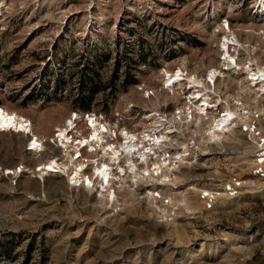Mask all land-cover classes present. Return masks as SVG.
<instances>
[{
  "label": "rangeland",
  "instance_id": "1",
  "mask_svg": "<svg viewBox=\"0 0 264 264\" xmlns=\"http://www.w3.org/2000/svg\"><path fill=\"white\" fill-rule=\"evenodd\" d=\"M255 1L0 0V110L29 120L45 149L29 153L23 135L0 134V164L21 170L0 177V264H264V184L249 178L237 197L203 209L197 188L217 182L231 165L241 168L236 149L245 146L238 135L215 128L205 81L192 92L182 90L185 81L197 82L220 65L224 34L223 44L240 47L239 61L249 55L264 68V15L255 13ZM224 57L228 65L236 61L227 52ZM228 65L214 71L221 77L217 89L238 103L248 94L263 109L251 95L259 84L222 71ZM200 93L204 116L175 121L172 114L188 103L187 94ZM81 98L87 109L78 108ZM86 111L116 133L142 131L147 123L152 130L156 120L146 115L152 111L171 118L176 132L169 159L157 156L163 161L158 171L156 157L145 164L150 176L161 172V181L170 171L164 183L172 196L170 220L159 221L157 208L133 190L142 164L133 170L126 158L124 167L114 156L122 183L114 201L96 197L91 187H74L84 182L73 177L71 158L48 168L57 166L62 176L39 169L50 154L59 156L51 143L55 128L72 112ZM76 129L85 134L83 121ZM167 130L153 129L157 141L167 140ZM222 138L226 145L205 146ZM200 149L206 154L197 158ZM93 178L88 185L98 191L110 183Z\"/></svg>",
  "mask_w": 264,
  "mask_h": 264
},
{
  "label": "bare ground",
  "instance_id": "2",
  "mask_svg": "<svg viewBox=\"0 0 264 264\" xmlns=\"http://www.w3.org/2000/svg\"><path fill=\"white\" fill-rule=\"evenodd\" d=\"M263 1L264 0H258L259 5H260L261 15L262 14L264 15V6L261 4ZM225 22H226L225 28L228 29V27H229L228 22L227 21H225ZM224 35L222 36V40L218 44V47H219L218 50L221 49V51H220V53H221L220 65L218 67H211L208 70L209 72L207 71L205 73V75L203 77H201L202 79L195 77V76H190L191 81H192V77H195L197 79V82L194 81L190 84L189 80L185 81L186 83H184V85H183L184 88L182 86L183 91L189 93V92L194 91L195 88H201L199 86L200 81H205V83L209 86V90H211L208 92V96H209L208 99L210 98L209 94L211 92L217 93V92L221 91V90L217 89V83H216V80L218 78H221V77L217 78V76H214V71L216 74L217 73L216 71L220 70L221 67L228 65L227 61H230V60L229 59L227 60L224 57V53L227 52L229 54H232L229 52L230 46H231L232 50H234L236 48L237 49L240 48L237 44H235L231 40L229 41V43H227V45L223 44V42H226V38H224ZM230 38H231V36H230ZM241 49H243V48H241ZM232 55L234 56V54H232ZM234 59L239 60V57L234 56ZM245 59H248L249 61L252 60L251 62H253L257 68V64H256V61L254 59H252L248 55L245 57ZM230 64L231 65H228L229 67H227V70L222 69V71L228 72V69L231 68L232 66H234V68H233V71H234L233 73L235 74L234 76H236L237 73L239 72V73H243L242 75H244V77H246V75L244 74V71H245V69H247V66H245L244 63L239 64V61L236 62L234 60V63H230ZM257 71L259 73H256ZM257 71L253 72V75H255V76L252 77V79L255 78V80H252V81L248 80V83L251 85L252 82H257V84H259V86H260V89L263 90L264 89V81H261V80L264 79V76H261V78H258L257 75L258 74L264 75L263 74L264 68L258 67ZM229 75H231V73H229ZM259 81H261V82H259ZM182 82H184V81H182ZM253 87H256L257 89H259V87H257V86H253ZM213 90L215 92H213ZM226 91L228 92L227 89H226ZM222 92H223V90H222ZM202 93L196 94V95L187 94V96L191 97L190 100L196 102L197 107H196V109H194L193 106L191 105V103L189 102L190 100L187 101L188 103L183 108L176 111V112H178L177 116L175 115V112L172 114V117H174V120L177 121L178 123L193 121L194 116H195V112L200 113L204 116V114H205L204 110H206V105H205L206 100H204L205 99L203 96L204 94H202ZM231 95H232V93H230V94L228 93L224 96L225 98L222 99V101L225 104H227L226 106L224 105V109H223L225 111V114H227V115L228 114L240 115V113H241L240 109L243 108L244 104L249 105L255 109H260V108H257L251 100L248 99L249 95H248V98H245V99H243L240 96L239 97L240 103L236 102L232 98L233 95L232 96ZM208 99H207V101H208ZM199 100L202 101L201 104L204 105V107H201L198 105L197 102ZM227 100L231 101L232 103L234 102L231 107H229ZM208 102L211 104L210 101H208ZM241 102L243 105H241ZM211 105H215V104H211ZM199 108H204V109L199 110ZM185 109H186V111H185ZM208 109L209 110L212 109V111H213V109H215V106L209 107ZM260 110H263V109L261 108ZM189 111L191 113L189 116L190 118H188V116L186 114V112H189ZM179 112H181L182 115H180ZM146 115H151L152 118L156 120V126L154 128H157L158 131H160V132L164 131L165 127H167L169 130H171V132L169 130H167V132L165 133L166 135H169V137H168L169 140L167 138V140L164 139V141H157L158 136H156L153 133L154 128H152V130L149 129V127H150L149 123H147V125H149V126H146V129H144L142 131L131 132V131H128L127 129L120 128V129H117L118 132L116 133L114 131L115 129H112L109 124L100 123L95 117L87 118V121L89 124L87 125V123H85L86 133L84 135H80V133L76 129H73V131H71L72 130L71 128H74L73 123L71 121V118L74 117L75 115H72V116L69 115L67 117V120L65 121V123H63L61 127L57 126L55 129V130H57V142L58 143H56L54 145L55 147H53V148L57 149V151L59 152V156H55V155L50 154V156L47 159L43 160L40 165L38 164L40 166L39 169L44 170V172H50V173L55 172V173L60 174L61 169L58 168L57 166L54 168L52 167L53 170H50L48 168L51 166H54L55 163H56V165L59 164L60 166H62V163H65V161L67 159L69 160L71 158V161L75 162L74 163L75 166L73 169L74 170L73 177L75 179H80L81 181L84 182V183L81 182V184H77L74 187H80V188L91 187L93 192L95 193L96 197H104L108 201H114V200H116L115 189H121L122 188V183L118 180V176L121 172L120 171L121 168H119L118 166L115 165L116 164L115 158L117 157L119 159V163L124 165V167L127 166L126 163H124V160L126 158V160H128V162H130V164H131L130 169L136 170V163H137V166H141V164L143 165L142 166V172L143 173H140V170H139L138 175H137V179L139 180V183L134 187L133 190H137L138 185L140 184L141 181H143L145 183H149L147 185H151L152 188L154 186H157V187L161 186L159 189L162 190V192H165L168 195V197L170 199H172V196L168 193V191H166L167 187H164V186H169V185H164V183L169 182L170 171L167 173V180L161 181V179H162L161 178V172H158V174H157L153 170L158 171L159 169H161L160 167H161V163L163 161L161 160V158L157 157L158 155L160 156V153H162V154L165 153V158L169 159L173 150L171 149V146H169L168 143L170 141L171 136L175 135L176 130L171 127V126H173L172 124L169 125L170 124L169 121L171 118L167 117L166 114H164V115L157 114L156 112L152 111ZM5 116H8L7 118H9L7 123L5 121V118H6ZM144 116H145V114H144ZM1 118H2L3 122H1V120H0V128H6L7 126H11L12 128H14V130L17 131L16 134L19 133L18 131H21L24 133L30 131L31 134L34 135L31 144H32V146H34L35 151L45 152V149H44V146L42 145L41 140L39 138H37V136H35V134H33L29 120H27L26 118H24L22 116H17L16 114L7 115L2 110H0V119ZM203 118H206V116ZM204 120H206V119H204ZM22 121H25V122L27 121L28 126H24L25 124H27V122L25 124H23ZM214 123L217 124V126H215V128L217 130L221 129L222 131L226 132V134L231 135L230 132H227V130H229L227 127L223 128L225 130L222 129V125L226 124L225 123V117H218V114H216V118H215ZM2 124H4V125H2ZM0 130H2V129H0ZM4 130H7V128ZM121 130H123V131H121ZM67 131L75 132L77 134L78 138H76V137L69 138L67 136V134H68ZM19 134L23 135L22 133H19ZM113 134H114L115 138L113 137ZM146 134H150V135L146 137L145 136ZM153 134H154V136H153ZM211 138L214 139V138H218V137L216 134L213 133ZM48 147H49V145H48ZM50 148H51V146H50ZM196 149H198V147H196ZM114 151L115 152L117 151V152L114 153ZM114 156H116V157H114ZM155 157H156V159L153 162V170H152L153 174H151L152 176H150V174L146 173L148 168L146 167L147 165H145V164H147V161L148 162L151 161V158H155ZM133 158L135 160V163L133 162ZM3 167H6V166H3ZM116 167H118V169H116ZM6 169H7V171H6L7 175H10V174L15 175V173H16L15 167L12 169H9L6 167ZM18 171H20V170L18 169ZM87 172H89L90 175ZM124 174H125V172H124ZM36 175H38V173H36ZM32 176L35 177V174H32ZM120 176H122V175H120ZM64 177H66V176H64ZM91 177H94L96 180L99 179L100 182H102V185L108 184V181H110V183L108 184V186L105 185L106 188L104 190L98 191L97 187H93L92 185H88L92 181ZM94 178H93V180H94ZM157 178H159V180ZM40 181L42 182V179H40ZM103 183H105V184H103ZM151 187H146L147 191L144 193L143 197L145 198V200L147 202H150L155 208L161 210V212H164V208L161 209V207H159V205L156 204L157 201L154 198H151L153 191L156 190V188L152 189ZM108 203L110 205L113 204L111 202H108Z\"/></svg>",
  "mask_w": 264,
  "mask_h": 264
},
{
  "label": "built area",
  "instance_id": "3",
  "mask_svg": "<svg viewBox=\"0 0 264 264\" xmlns=\"http://www.w3.org/2000/svg\"><path fill=\"white\" fill-rule=\"evenodd\" d=\"M261 4L264 6V1ZM254 6H255V13L261 14L260 5H259L258 0L255 1ZM229 49H230L229 52L234 54V56L240 55L237 51L238 50L237 48L232 50L230 46ZM220 51L221 49H219V52ZM236 61L238 62L239 60H236ZM251 61H249L248 59H243L242 61H239V64L244 63L245 66H247V69H245L244 74L246 75V79H248L249 81L255 80V78L252 79V77L255 76L253 75V72L257 71L255 64ZM233 68L234 66L228 69V72L231 73V76L235 75L233 73L234 72ZM256 73H259V72L257 71ZM257 76L258 78H261V76H264V75L258 74ZM261 81H264V79H262ZM256 89L257 88L254 87L255 93H251V95L255 94L256 97H258L259 103L263 104V109H264V90H261V89L256 90ZM209 95H210V98L208 99V101H210L211 104H215L213 105L215 106V109H213V111L215 112V115L218 114V117H225L226 124L222 125V129L224 127H227L229 129L227 130V132L231 133L230 136L238 135L241 139L242 144L245 146V149L243 148L236 149V152L239 153L238 158H241V157L244 158L241 161V168L231 165L230 167L232 168H230V172L225 174L217 182L207 181L206 185L203 184L199 188H197V198L201 202L203 209H206V210L211 209L219 199H223V198L230 199V198L237 197L241 193L242 188L246 186V183L244 182L249 180V178L251 180L264 184V110L255 109L249 105L244 104L243 108L240 109L241 111L240 115H237V114L227 115L225 114V111L223 110L224 105L226 106L227 104H225L222 101V99L225 98L224 97L225 95L223 94L222 90L217 93L211 92ZM245 95L248 96V94L242 93L243 99H245L246 97ZM201 102L202 101L199 100L197 103L199 106L204 107V105H202ZM227 102H228L229 107H231L234 103V102L232 103L229 100H227ZM179 113L180 115H182L181 112ZM157 114H161V113H157ZM175 114L178 115V112H175ZM186 114L188 118H190L189 117L191 114L190 111L186 112ZM70 115L71 116L75 115L74 117L71 118V121L74 126V128H71L72 129L71 131H73V129H76V123L81 122V121H83L84 128H85L86 127L85 123H87V125L89 124L87 121V118L95 117L100 123H102L101 118L95 115L94 112H88V111L82 112V113L72 112ZM5 117H6L5 121L7 123L9 118H7L8 116H5ZM0 120L1 122H3L2 118ZM26 122L22 121L23 124H25ZM24 126H28V122ZM6 128L7 130H4ZM6 128H0L2 129L0 130V134H3V133L16 134L17 132L11 126H7ZM18 132L22 133L23 136L25 137L24 150L29 153H35V154L38 153V151H35L34 146H32L31 144L34 135H32L30 131L25 132V133L21 131H18ZM67 132H68L67 136L69 138H74V137L78 138L75 132H69V131ZM85 133H86V130H85ZM80 135L82 134L80 133ZM113 137L115 138L114 134H113ZM226 141L227 140H225V138H222L221 141H218V142H215V141L208 142L205 144V146H207V148L210 150H214V149L219 148L220 146L226 145L228 143ZM51 143L53 144V147H55L54 145L58 143L57 142V130H54L52 134ZM241 152L242 154H240ZM196 153H197L196 157L198 158L202 156L205 152L202 150L201 151L197 150ZM19 168L20 167H18L17 170L15 169L16 173H19L21 171ZM18 169L20 171H18ZM6 171H7L6 167H3L2 165H0V177L5 175V176H9L12 178L13 176L16 175V173L15 175H11V174L7 175ZM52 173H55V172H52ZM245 175L247 176L246 178H245ZM142 182L143 181H141L140 183ZM143 183L144 184H139L136 190L137 194H140L141 198H144L143 195L147 191L146 187H151V185H147L149 183H145V182ZM152 189H154V187ZM164 194L165 195H163L162 191L158 187H156V190L153 191L152 196H151V198H154L157 201L156 203L159 205V207H161V209L164 208V212H161V210L159 209H157L156 211V213H158L157 217L159 221L170 220L171 214H172V211H171V208H173L172 199H170L166 193Z\"/></svg>",
  "mask_w": 264,
  "mask_h": 264
},
{
  "label": "trees",
  "instance_id": "4",
  "mask_svg": "<svg viewBox=\"0 0 264 264\" xmlns=\"http://www.w3.org/2000/svg\"><path fill=\"white\" fill-rule=\"evenodd\" d=\"M84 70H86V68H84ZM81 99H82V101L77 104L78 108H80V109H87L88 108L87 101H85L84 98H81Z\"/></svg>",
  "mask_w": 264,
  "mask_h": 264
}]
</instances>
